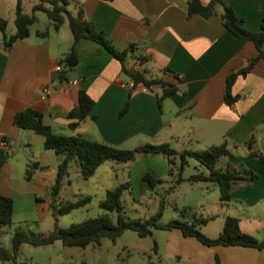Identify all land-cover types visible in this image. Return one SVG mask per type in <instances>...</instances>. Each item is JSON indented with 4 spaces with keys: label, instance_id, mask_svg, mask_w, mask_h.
<instances>
[{
    "label": "crops",
    "instance_id": "1",
    "mask_svg": "<svg viewBox=\"0 0 264 264\" xmlns=\"http://www.w3.org/2000/svg\"><path fill=\"white\" fill-rule=\"evenodd\" d=\"M227 1L248 29H260L264 0ZM187 2L68 0L67 9L74 15L81 9L84 17L93 21L116 48L132 46L124 60L127 69H136L147 77H162L179 88L165 97L159 107L160 85L148 89L139 83L132 89V81L122 71L121 63L102 45L88 39L77 43L78 63L69 73V80L60 82L54 68L73 42L67 19L58 29L50 24L42 30L36 27L39 18L35 12L37 20L29 27V36L5 46L4 36L8 38L16 30L8 27L14 21L17 0H0V17L7 21L5 34L0 31V147L8 152L0 170V194L13 200L9 224L13 232L46 216L52 201L49 192L57 180L61 160L45 148L42 136L39 139L35 135H40L14 124V115L30 107L42 113L44 123L56 134H79L124 149L169 143L178 152L200 151L226 141L231 155L220 157L217 167L247 169L257 174L253 181L234 183L226 206L234 208L231 215L239 219L242 231L258 239L264 237V165L250 158L244 146L253 135L255 148L264 151V60H258L246 75L237 76L231 91L238 99L227 104L224 93L228 75L247 65L257 49L253 42L236 37L224 27L221 7L212 16L202 18L188 15ZM23 12L27 13L24 7ZM140 57H145V61L141 62ZM166 67L178 76L164 72ZM46 86L50 87L49 93L43 90ZM79 89L86 90L95 103L87 118L76 129H70L67 114L77 105ZM127 103L128 108L121 115ZM34 161L39 166L28 179L26 169ZM123 163L134 170L135 182L131 174L128 177L137 199L150 200L164 188L167 176H175L174 170L168 173L167 157L163 154L141 153L133 161ZM74 164L77 177H82ZM147 172L162 182L152 188L142 178ZM69 174L68 169L60 188L71 184ZM28 232L39 234L31 228ZM211 250L220 264H240L247 259L249 264H264V249L220 245Z\"/></svg>",
    "mask_w": 264,
    "mask_h": 264
},
{
    "label": "trees",
    "instance_id": "2",
    "mask_svg": "<svg viewBox=\"0 0 264 264\" xmlns=\"http://www.w3.org/2000/svg\"><path fill=\"white\" fill-rule=\"evenodd\" d=\"M23 0H17L15 9V32L8 38L4 36L5 46H9L16 40H23L29 36V27L36 22L37 17L35 12L42 11L47 14L52 21L53 27L58 29L65 19L69 22V27L73 35V42L70 49L61 60L62 69L58 73L60 82H67L69 80V73L78 63V56L76 52V45L81 39H88L102 45L115 59L122 65V71L132 81V89L139 83H142L146 88L151 89L154 85L162 87V93L157 97L158 106L161 107L162 100L172 93L179 91L176 85L165 81L162 77H147L141 71L136 69H127L124 66V60L127 54L131 51L132 46L120 50L114 46L112 41L99 30L93 21L84 17L83 11L80 9L76 15L72 14L67 9L68 0H39L32 6V12L27 14L23 12ZM47 3L48 5H45ZM222 8L220 15L224 27L238 38L246 39L255 45L257 54L250 58L247 65L239 70L232 72L226 79V88L224 93V100L227 104H233L238 95H233L231 88L239 75H246L253 68L254 64L260 60H264V20L261 23L259 30L253 31L246 27L245 20L236 15L231 5L227 0H209L204 4L201 0H188L187 13L188 15L197 14L202 18L212 16L216 7ZM7 21L0 17V31L5 34ZM47 32L40 34L45 35ZM140 61L144 62L145 57H140ZM164 72H170L175 77L176 73L171 71L168 67L163 69ZM94 100L84 89L78 91V102L67 114L69 118L68 126L70 129H76L79 124L84 121L89 115L94 106ZM128 108V103L125 105L121 115H123ZM95 118V117H93ZM13 122L16 126L22 129L31 130L44 139V146L47 149L53 150L61 160L58 163L57 180L51 189L52 201L51 208L55 209L54 217L55 223L52 230L46 234H32L23 229H16L10 238V249H4L0 246V260L15 262L17 251L23 243L32 246H45L59 240L64 246L85 248L88 245H99L103 238L115 240L125 230H132L138 234L139 237H146L152 235L153 229H167L179 230L183 237H191L198 240L201 244L207 247L214 246H243L255 248L258 250L264 249V237L258 239L255 236L248 234L241 230L239 226V219L236 216L227 215L224 220V225L221 232L214 238H210L203 234L196 228L194 222H189L182 219H172L166 224L159 222L162 216L163 202L159 203V209L154 214L145 218H128L125 214L124 205L122 202V194L125 190L132 193L130 181H125L118 186L108 189L104 197L99 201V206L103 208L106 213L89 217L81 222L72 223L66 228H61L57 224V217L67 214L74 209L84 206L90 201V196L86 195L75 201H65L59 206L56 205V200L60 190L61 180L67 175L69 166L72 162L79 167V172L83 178L91 177L97 168L107 160H115L118 162L133 161L138 154H163L167 157L168 173H173L175 166L174 156H180L179 178L178 182L182 181L181 171L186 162V157L190 156L205 165L208 173L203 172L193 174L191 180L193 181H212L217 184L219 189V199L222 204L226 205L231 200V191L233 185L238 180L253 181L257 174L251 170H230L221 169L217 167V161L222 156H230L231 151L224 141L217 145H211L200 151H176L169 143L152 144L146 143L141 146L124 149L111 145L106 142H99L89 140L79 134L65 135L56 134L50 125L44 123L41 112L27 107L18 111L14 115ZM4 141V139H3ZM255 138L253 135L245 142L244 146L248 151L250 158L256 159L264 165V151H259L255 148ZM8 152L3 147H0V170L7 161ZM39 166V163L34 161L28 164L26 169V176L30 179L33 175V170ZM143 180L154 188L162 182L161 179L153 177L150 173H145L142 176ZM167 190V192H169ZM110 213H115V220L112 219ZM13 215V200L8 195L0 194V228L2 225H9L12 222ZM201 223L205 219L199 220ZM1 237V235H0ZM155 250L157 246L155 244ZM216 264L219 259L215 257Z\"/></svg>",
    "mask_w": 264,
    "mask_h": 264
},
{
    "label": "rangeland",
    "instance_id": "3",
    "mask_svg": "<svg viewBox=\"0 0 264 264\" xmlns=\"http://www.w3.org/2000/svg\"><path fill=\"white\" fill-rule=\"evenodd\" d=\"M38 2L39 0H23L24 10L30 14L32 5ZM216 8L220 10L219 5ZM36 15L39 18L36 27L46 30L52 24L46 13L37 11ZM11 27L15 28L14 21L9 23L8 28ZM35 137L42 139L41 136ZM51 155L54 157L56 153L51 150ZM173 158L176 164L173 168L175 176H167L163 180L164 188L150 200L137 199L138 197L135 198L128 190L123 192L122 202L126 216L148 217L154 214L159 209V203L163 202L160 223L166 224L172 219L187 220L194 222L196 228L206 236L216 237L223 228L225 217L235 212L234 208L222 204L216 183L191 180L193 174L208 173L207 167L193 157H186L181 171L183 180L178 182L180 156L175 155ZM123 165V162L107 160L91 177L85 179L77 177L73 162L69 168L71 184H66V189L60 188L56 205L75 201L86 195L91 199L84 206L58 216V226L66 228L72 223L105 214L106 211L99 206V201L104 196L103 190L114 188L124 180L130 181L129 174L134 182L136 180L134 170ZM169 188L171 190L166 193ZM40 196L44 197V194L41 193ZM54 212L55 209L50 207L46 216L38 223L31 222L18 229L28 231V228H31L34 232L46 234L54 227ZM110 216L115 220V213H110ZM200 219H205V222L201 223ZM10 227L2 225L0 228V246L7 250L10 249L13 232ZM211 251V247L201 244L195 238L183 237L179 230L154 228L152 235L146 237H139L136 232L125 230L114 241L103 238L99 245H88L85 248L64 246L60 241L45 246L23 243L17 251L15 262L0 260V264H216ZM240 264H249L248 259Z\"/></svg>",
    "mask_w": 264,
    "mask_h": 264
},
{
    "label": "built area",
    "instance_id": "4",
    "mask_svg": "<svg viewBox=\"0 0 264 264\" xmlns=\"http://www.w3.org/2000/svg\"><path fill=\"white\" fill-rule=\"evenodd\" d=\"M55 71L57 72V73H59L60 72V70L62 69V65L61 64H57L56 66H55ZM46 93H49L50 92V87L49 86H46V87H44V89H43Z\"/></svg>",
    "mask_w": 264,
    "mask_h": 264
}]
</instances>
